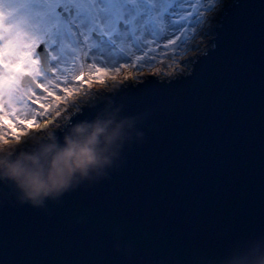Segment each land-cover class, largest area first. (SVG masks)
<instances>
[{
    "label": "water",
    "instance_id": "1",
    "mask_svg": "<svg viewBox=\"0 0 264 264\" xmlns=\"http://www.w3.org/2000/svg\"><path fill=\"white\" fill-rule=\"evenodd\" d=\"M231 4L189 72L97 92L52 130L62 141L105 112L131 121L106 175L44 208L0 186V264H214L264 235V0Z\"/></svg>",
    "mask_w": 264,
    "mask_h": 264
},
{
    "label": "snow or ice",
    "instance_id": "2",
    "mask_svg": "<svg viewBox=\"0 0 264 264\" xmlns=\"http://www.w3.org/2000/svg\"><path fill=\"white\" fill-rule=\"evenodd\" d=\"M231 7L228 0H0V71L9 74L0 102V143L23 139L40 127L38 118H47L41 90L31 76L20 78L34 61L46 77H59L57 103L88 92L94 80L116 82L122 69L159 64L166 75L182 74L197 62L189 53L199 51L201 38L213 34ZM28 87L36 93L32 98L24 94ZM96 103L90 100L85 111ZM0 186L14 188L7 180ZM214 256V264H264V235Z\"/></svg>",
    "mask_w": 264,
    "mask_h": 264
},
{
    "label": "clouds",
    "instance_id": "3",
    "mask_svg": "<svg viewBox=\"0 0 264 264\" xmlns=\"http://www.w3.org/2000/svg\"><path fill=\"white\" fill-rule=\"evenodd\" d=\"M90 98L86 91L69 97L62 110L61 123L55 127L66 125L87 106ZM74 104L80 106L74 107ZM69 108L71 111L67 110ZM41 129L45 134L36 139L51 143L42 145L36 152L22 150L33 133L21 140L0 143V180L14 185L20 203L37 208L46 207L50 200L59 201L66 192L86 181L106 175L119 159L124 143L133 135V123L118 118L115 112H105L92 120L71 125L62 142L53 136L49 126H41L37 131Z\"/></svg>",
    "mask_w": 264,
    "mask_h": 264
},
{
    "label": "rangeland",
    "instance_id": "4",
    "mask_svg": "<svg viewBox=\"0 0 264 264\" xmlns=\"http://www.w3.org/2000/svg\"><path fill=\"white\" fill-rule=\"evenodd\" d=\"M234 0H228V3L231 4ZM2 15V13H0ZM215 35V29L213 30V34L211 36L207 37H202L201 40L199 41L200 44V49L199 51L196 52H191L189 53V59L195 58L197 55L202 53L204 50L209 48L213 43H210ZM2 63V61H0ZM189 69H186L184 73L189 72ZM52 71L55 73L56 70L52 69ZM165 70H160V65L157 64L155 67H148L145 66L141 70H136V69H122V72L120 75L117 77L116 82L112 81H106L105 83H100L99 80H94L92 83V88L88 91L89 96H92L96 94L97 92H101L103 90L107 89H113L118 86L126 85L128 83H135L139 80H142L144 78H147L149 76H156V77H163V76H170L166 75ZM30 75L36 80L41 88V96H40V107L44 108V113L47 118L46 119H40L38 118V123H40L41 126H49L51 130L57 129L55 127L56 124L61 123V119L63 116V109L65 107V101L67 99H64L60 101V103H57L58 100H60V97L56 95V89H61V85L56 84V78H49L46 77L44 72L41 70L39 61H34L31 65V67L24 69L20 72V78L22 79L26 75ZM183 74V73H182ZM176 75V74H174ZM38 77H44V82H41ZM129 77V78H125ZM9 79V74L8 70L5 69L4 71H0V102H3L4 96H5V81ZM50 85H55V87H50ZM106 86V87H105ZM85 88H87V85H85ZM28 93H31L32 95L29 98H32V96H35L36 93L33 90L32 87H28L27 89L24 90V94L27 95ZM45 104L48 105V107H45ZM62 105V106H61ZM74 107H79V104H74ZM68 111H71V108L67 109ZM51 112V115H48V112ZM63 126V125H62ZM61 126V127H62ZM38 127V128H40ZM60 128V127H59ZM30 133H33L34 135L31 137V139L25 143V145H30L36 141V138L38 136L44 135L45 130L41 129L40 131H37L36 127H33L31 129Z\"/></svg>",
    "mask_w": 264,
    "mask_h": 264
}]
</instances>
